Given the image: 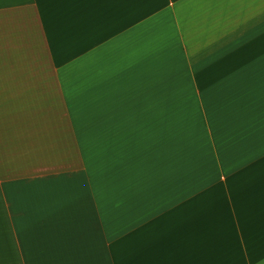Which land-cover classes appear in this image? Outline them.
Instances as JSON below:
<instances>
[{"label": "crops", "instance_id": "0c3cea01", "mask_svg": "<svg viewBox=\"0 0 264 264\" xmlns=\"http://www.w3.org/2000/svg\"><path fill=\"white\" fill-rule=\"evenodd\" d=\"M0 264H264V0H0Z\"/></svg>", "mask_w": 264, "mask_h": 264}, {"label": "rangeland", "instance_id": "374dc122", "mask_svg": "<svg viewBox=\"0 0 264 264\" xmlns=\"http://www.w3.org/2000/svg\"><path fill=\"white\" fill-rule=\"evenodd\" d=\"M197 120H199V119H184V118H177L176 119V125H184V124H186V122L188 123V125H191L192 123V127L194 126V125H198V123H197ZM192 151H194V150H192ZM209 158H210V156H209ZM221 189V188H220Z\"/></svg>", "mask_w": 264, "mask_h": 264}]
</instances>
